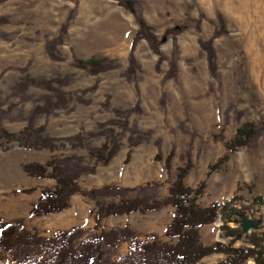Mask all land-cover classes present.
<instances>
[{
	"label": "rangeland",
	"instance_id": "1",
	"mask_svg": "<svg viewBox=\"0 0 264 264\" xmlns=\"http://www.w3.org/2000/svg\"><path fill=\"white\" fill-rule=\"evenodd\" d=\"M131 3L126 7L121 0H0V219L21 220L26 229L45 237L66 230L57 215L30 214L42 189L54 187L56 181L29 175L27 162L74 156L96 170L79 177L83 189L146 185L160 199L169 195L179 168L191 164L185 183L193 188L205 183L200 205L232 202L259 223L233 239L226 236L219 212L213 223L201 228L202 242L249 246L255 233L264 244V0ZM207 46L214 49L213 67ZM131 55L137 62L132 71ZM79 60L104 61L113 67L93 74L91 66H81ZM47 82L62 92L66 103L36 115L35 108L46 100L58 102L59 94ZM32 118L41 136L53 139L54 150L28 148L1 136L2 130H25ZM246 123L256 126L258 133L249 144L229 149ZM79 134L86 136L83 145L73 139ZM112 134L119 138L120 150L102 164L90 148L101 147ZM225 155L228 158L210 172ZM122 199L77 193L61 221L72 220L85 235L98 234L94 214L99 204ZM175 213L168 205L113 215L103 219L102 227L128 225L142 241L149 240L146 234L157 233L161 241L176 242L166 235ZM20 229L12 225L1 235L15 237ZM127 244L112 252V258L128 253ZM55 255L53 249H42L16 263L12 253L0 252V264H36ZM226 257L214 253L200 264ZM241 264L256 261L248 258Z\"/></svg>",
	"mask_w": 264,
	"mask_h": 264
},
{
	"label": "trees",
	"instance_id": "2",
	"mask_svg": "<svg viewBox=\"0 0 264 264\" xmlns=\"http://www.w3.org/2000/svg\"><path fill=\"white\" fill-rule=\"evenodd\" d=\"M125 6L132 5L131 0L125 2ZM130 3V4H129ZM126 6V7H127ZM145 27V26H144ZM147 27V26H146ZM148 29V27H147ZM146 30V29H144ZM147 31V30H146ZM143 31H138L137 38ZM150 36L151 35H147ZM62 40V38H59ZM137 40V39H135ZM134 40V41H135ZM208 59L213 67L214 49L207 46ZM132 71L136 67V59L131 55ZM81 66H91L90 72H99L111 69L113 66L107 62H88L79 60ZM91 64V65H90ZM47 82L50 90L56 91L58 102L46 100L44 106H37L35 114H43L56 107L65 105L66 100L60 90H56ZM29 84V83H28ZM2 137L10 141H19L28 148H48L54 150L56 145L53 139L48 136H41V128H35V118L30 119L25 130L18 133H9L2 130ZM257 127L251 123H246L237 131V136L228 148L231 150L244 146L256 136ZM113 133V130H111ZM89 134V133H88ZM90 136H95L92 132ZM86 138L82 134L73 139L78 140L81 145ZM119 138L110 136L101 147L90 148V153L102 164L109 163L120 150ZM158 157H161L158 155ZM172 154L166 160V167L171 165ZM228 158L225 155L217 163L211 166L210 172L215 171L222 162ZM191 164L179 168L177 178L169 188V195L165 198H158L155 190L150 186L141 187H120L117 185H103L102 187L86 190L77 182L83 173L95 172V167L88 168L83 164L81 158L65 156L63 158L53 157L45 163L27 162L24 164L25 171L38 178H53L56 181L54 187H45L41 191V196L30 210V214L35 217L45 216L62 212L70 207L71 197L77 193L86 197L112 196L122 197L120 203L110 202L99 204L94 214L95 229L100 228L97 234L88 233L79 226H73L67 230L60 231L54 237H45L32 233L23 226L21 220L3 221L0 219V252H10L16 263L23 259L32 257L38 250L53 249L56 255L51 260L41 258L36 264H200L202 259L214 253H225L227 257L215 264H241L248 258H254L256 264H264V244L263 239L257 234L250 236V245L233 247L226 246L223 242H215L206 245L201 240V228L213 223L219 212L223 214V229L227 231L226 236L240 238L245 235L242 229V219L245 216L246 208L239 209L232 202L222 205L215 202L210 206H202L198 200L203 195L205 183L200 187L193 188L186 185ZM210 174V173H209ZM34 189H27L32 192ZM135 193L134 197H127ZM172 205L176 208L174 218L166 228V235L176 238L177 241H161L159 234H146L148 241H142L140 233L130 226L121 228H111L105 230L102 227L103 219L113 215H126L136 211L146 213L160 210L165 206ZM232 214L234 218H232ZM230 222H235L236 227H231ZM19 226L20 232L15 237H3L1 231L9 226ZM123 242L129 244V251L125 255L112 258L111 253Z\"/></svg>",
	"mask_w": 264,
	"mask_h": 264
},
{
	"label": "crops",
	"instance_id": "3",
	"mask_svg": "<svg viewBox=\"0 0 264 264\" xmlns=\"http://www.w3.org/2000/svg\"><path fill=\"white\" fill-rule=\"evenodd\" d=\"M36 202H37V201H36ZM66 210H68V209H66ZM66 210H64V211H66ZM64 211L59 212V213L49 214V215H57L58 217H57V216H56V217H57L58 220H60V221H59L60 225H61V226L63 225V226H62V227H64L63 229H66V230H67V229H69V228H71V227H73V226H76V225H74L73 222H72V220H70V219H64V220L61 221V219H63V217H65V216H63V214H62ZM66 226H68V227H66ZM166 228H167V227H166ZM62 231H64V230H62ZM123 244H124V242L121 243L119 246L122 247ZM127 245H128V247H129V244H127ZM119 246H118V247H119ZM118 247H117V248H118ZM117 248H116V249H117ZM128 251H129V250H128ZM125 254H127V253H125ZM125 254H121V255H125ZM116 257H117V255H116Z\"/></svg>",
	"mask_w": 264,
	"mask_h": 264
},
{
	"label": "water",
	"instance_id": "4",
	"mask_svg": "<svg viewBox=\"0 0 264 264\" xmlns=\"http://www.w3.org/2000/svg\"><path fill=\"white\" fill-rule=\"evenodd\" d=\"M259 223L255 219L248 218L246 216L242 219V229L244 232H249L253 228H258Z\"/></svg>",
	"mask_w": 264,
	"mask_h": 264
}]
</instances>
